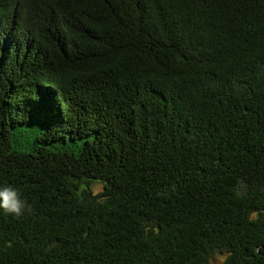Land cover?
<instances>
[{"label":"trees","instance_id":"16d2710c","mask_svg":"<svg viewBox=\"0 0 264 264\" xmlns=\"http://www.w3.org/2000/svg\"><path fill=\"white\" fill-rule=\"evenodd\" d=\"M4 187L0 264H264V0H0Z\"/></svg>","mask_w":264,"mask_h":264},{"label":"clouds","instance_id":"9594fccd","mask_svg":"<svg viewBox=\"0 0 264 264\" xmlns=\"http://www.w3.org/2000/svg\"><path fill=\"white\" fill-rule=\"evenodd\" d=\"M0 211L15 216L22 215L25 211H30L26 202L21 198L20 193L12 187L0 188Z\"/></svg>","mask_w":264,"mask_h":264},{"label":"rangeland","instance_id":"374dc122","mask_svg":"<svg viewBox=\"0 0 264 264\" xmlns=\"http://www.w3.org/2000/svg\"><path fill=\"white\" fill-rule=\"evenodd\" d=\"M101 185L100 184H92L91 189L93 192H98L101 190ZM223 259V256L218 253H214L210 256L209 261L211 264H220Z\"/></svg>","mask_w":264,"mask_h":264}]
</instances>
